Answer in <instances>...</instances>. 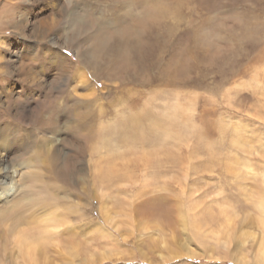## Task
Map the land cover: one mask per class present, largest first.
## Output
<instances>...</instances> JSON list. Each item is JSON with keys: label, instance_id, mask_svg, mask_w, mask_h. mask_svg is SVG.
<instances>
[{"label": "rangeland", "instance_id": "1", "mask_svg": "<svg viewBox=\"0 0 264 264\" xmlns=\"http://www.w3.org/2000/svg\"><path fill=\"white\" fill-rule=\"evenodd\" d=\"M91 2L0 0V182L11 188L0 264H261L264 0H147L139 23L130 8L106 15L141 28L137 66L108 51L133 38L116 26L104 41L88 23L90 38L69 37L68 11L96 24ZM82 53L106 56L111 76L84 68ZM61 55L75 69L60 71ZM24 229L35 258L14 244ZM241 231L255 237L236 262Z\"/></svg>", "mask_w": 264, "mask_h": 264}, {"label": "bare ground", "instance_id": "2", "mask_svg": "<svg viewBox=\"0 0 264 264\" xmlns=\"http://www.w3.org/2000/svg\"><path fill=\"white\" fill-rule=\"evenodd\" d=\"M84 1H87V0H84ZM90 1H92L91 3H89V4H87L86 6H85V9H86V11H93V8H94V10H95V12H99L100 13V15L99 16H96V17H94V19L95 20H97L96 21V24H95V22L93 21V20H90V19H88L87 18V16H86V14H84V12L85 11H83V10H78V11H80V13L77 11V10H73V11H68L67 12V15L69 16V18H70V25H71V28H72V26H73V28L70 30V31H68L67 33L70 35L69 37L70 38H72L73 40H76V39H88V38H90V36H93V37H97V38H100L101 39V41L103 40H105V37H107L106 36V34L105 33H107L106 31H107V28H111V27H113V26H116L117 27V29L116 30H114V28H116V27H113V30H114V33H117L118 35H126V38H127V35H132L133 36V38L132 39H130V40H128V38L127 39H123L122 37H119V39L117 38V40H115V41H113L112 42V44L111 45H109V48H108V51L109 50H112V52L114 53V54H119V56H122L123 57V60H124V62H127V60L128 59H130L134 64H135V66H137L138 65V59H139V45H138V43H140V42H138V39L140 38V36H141V32H142V30H141V28L139 27V25L138 26H136L133 22H130V24H128V25H126V26H120V28H118V24H120V23H116V24H108V22H107V20H104V17L106 16V15H108V14H112V13H116V12H118V11H124L125 10V12H126V9L127 8H130L132 11H128V13H129V15H130V17L132 18V21H136L137 23H139L140 22V20H142L141 18H140V16L138 15L139 13H137V10H138V8L141 6V4H143L144 3V1H147V0H90ZM149 2L151 1H157V0H148ZM83 2V1H82ZM84 3V2H83ZM130 9H128V10H130ZM82 12V13H81ZM124 13V12H123ZM128 15V14H127ZM117 18H119L117 21H121V20H123L122 18H121V15H120V13L119 14H116V17H115V20L117 19ZM86 21H88V22H86ZM130 21V20H129ZM74 23V24H73ZM86 23H88V26L87 27H94V25H96V29L95 30H93V35H91L90 33V36H83V35H86V34H88V32L86 31ZM73 24V25H72ZM80 25H82V26H80ZM141 26V25H140ZM90 30H91V28H90ZM89 30V31H90ZM148 30V29H147ZM151 30V29H150ZM85 31L87 32V33H85ZM146 33V32H145ZM151 35V34H150ZM152 36V35H151ZM83 40V41H84ZM140 41V40H139ZM107 42V41H106ZM76 49V48H75ZM89 49V48H88ZM99 52V51H98ZM56 53V52H55ZM131 53H132V55H131ZM83 53L81 54V56H80V58L77 60L78 62H80L82 65H83V67L84 68H91V70H92V72L96 75V73L98 74H102V76H108V75H110L111 76V74H110V71L109 70H107V68H108V66L110 65V61H107V58H106V56L104 57H102V59H104V60H100V59H97V58H95V57H93V55H91L90 53H87L86 55H84V57H83ZM107 55V54H106ZM58 56V55H57ZM99 56V55H98ZM56 57V56H55ZM60 57V59L57 61V63H58V69L60 70V71H66V72H70V71H72V69L74 68V63L76 62V61H74V63L73 62H71V61H68L67 59H66V55H61V56H59ZM71 60V59H70ZM113 64V63H112ZM81 67V66H80ZM82 68V67H81ZM83 68V69H84ZM75 69V68H74ZM115 70H116V68H115ZM115 70H113V71H115ZM78 71V70H77ZM117 72H119V71H117ZM116 72V73H117ZM62 73V72H61ZM83 74V73H82ZM81 74V75H82ZM121 74V73H120ZM76 75V74H75ZM117 76V75H116ZM98 77V76H97ZM112 78H113V76H112ZM122 79H124L123 77H122ZM79 81V80H78ZM89 93V92H88ZM90 94V93H89ZM85 95V94H84ZM89 96V95H88ZM83 104V103H82ZM87 104V103H86ZM90 113H89V111H84V114H82V117H83V122L82 123H80V126H83L84 124H86V119H87V117H89L88 115H89ZM54 118V117H53ZM55 119V118H54ZM40 120V119H39ZM49 120V119H48ZM47 120V121H48ZM52 121V120H51ZM48 123H50V125H51V122H49L48 121ZM54 123V122H53ZM49 125V126H50ZM47 126V125H46ZM23 133V132H22ZM3 145V144H2ZM8 145H10V144H8ZM7 146V145H6ZM10 148V147H9ZM8 149V148H7ZM6 154V153H5ZM6 163V164H5ZM0 164H4L3 166H2V168L1 169H4L3 171L5 172L7 169H8V171H9V166H8V164H7V159H1V162H0ZM56 165V164H55ZM59 169V168H58ZM59 172H56V173H59V175L58 176H62L63 177V175L62 174H64V173H67V174H70V173H68L69 172V170L67 171V170H65V169H60V170H58ZM57 175V174H56ZM34 176V175H33ZM34 178V177H33ZM38 181V180H37ZM0 187H2L1 188V192H0V195L2 194V193H9L10 191H11V188H10V186L9 185H7V184H5V182L4 181H1L0 182ZM46 188V187H45ZM55 189H56V187H54ZM53 189V188H52ZM26 192V191H25ZM13 194H14V191L12 192ZM31 193V192H30ZM41 193V192H40ZM27 194H29L28 192H27ZM33 194V193H32ZM50 195V194H49ZM53 195V194H52ZM54 195H55V192H54ZM52 196V198L54 199V198H56L55 196ZM9 196V195H8ZM13 196V195H12ZM46 197V196H45ZM45 197H40V195L39 196H24V199L23 200H25L26 201V203L25 204H28V203H32V202H38V200H44V199H47V198H45ZM49 197V196H48ZM262 198V199H261ZM261 200H262V202H263V204H264V191H262V193H261ZM105 203V202H104ZM24 204V205H25ZM48 204H50V203H48ZM32 205V204H31ZM30 204H28V206H31ZM105 205L106 204H104L103 206H102V208H101V210L103 211L102 213L104 214L103 216L105 217V218H107V221L108 222H111L112 220H111V218H110V216L108 215V211L107 210H105ZM264 206V205H263ZM18 207V206H17ZM38 207V206H37ZM36 207V208H37ZM75 207V206H74ZM76 207H77V205H76ZM11 208V207H10ZM39 208V207H38ZM18 209V208H17ZM20 210V209H19ZM23 210H24V208H23ZM25 211V210H24ZM77 211H78V209H77ZM264 211V210H263ZM9 212V211H8ZM79 212V211H78ZM22 213V212H21ZM106 213V214H105ZM152 213V212H151ZM18 214V213H17ZM24 214V213H23ZM22 214V215H23ZM13 215V214H12ZM11 215V216H12ZM29 215V214H28ZM82 215H83V212H82ZM31 217V216H30ZM34 218V217H33ZM18 220H19V218H18ZM8 221V220H7ZM10 221V220H9ZM19 221H21V220H19ZM33 221V220H32ZM25 222H26V220H25ZM24 222V223H25ZM66 222V221H65ZM22 223V222H21ZM18 224V223H17ZM33 224V223H32ZM16 225V224H15ZM14 225V226H15ZM11 226V225H10ZM188 226V225H187ZM227 226V225H226ZM17 227V226H16ZM57 228V227H56ZM55 228V229H56ZM26 230L27 229H24V230H22V231H17V233L19 234V235H16L17 237H15L14 238V244L16 243V245L19 247V249L20 250H22V248H25V254L26 255H28V256H30V257H32V258H35V254H36V249H35V246L34 247H31L30 246V244H29V246L28 245H26L25 243H29V242H32V243H35V240L33 239V240H30L29 242L28 241H26L25 240V236L24 235H26L25 233H26ZM29 230V229H28ZM15 231V230H14ZM46 231V232H45ZM40 232H42V233H47V228H46V230H45V228H43V229H41V231ZM15 233H16V231H15ZM14 233V234H15ZM31 233V232H30ZM22 236H24V237H22ZM39 236V235H38ZM14 237V236H13ZM30 237V236H29ZM255 237V235L253 234V233H251V232H247V231H241V232H239V235H237V237H236V242L235 243H233V245L230 247V249H229V254H230V256L232 257V259L234 260V261H236V262H241V260H243L244 261V258H245V255H244V252L242 251V249H243V246H244V244H245V242L247 241V240H249L250 238H254ZM40 238V237H39ZM45 239V238H44ZM36 243H39V242H36ZM163 249V248H162ZM164 249L167 251V252H169L170 251V253H169V255H168V257L170 258V259H172V258H176V257H178V256H181L180 254H173V251H175V249L173 250V248L170 246V245H165L164 246ZM30 251H32V256H31V252ZM41 252H43V251H41ZM258 253H259V259H261V264H264V239L261 241V243L259 244V249H258ZM25 255V256H26ZM40 255V254H39ZM102 255V253L98 256V258H99V260H104L105 259V257H104V255L103 256H101ZM173 255V256H172ZM209 255H211V253L209 254ZM29 258V257H28ZM168 258V259H169ZM167 260V258H165V257H163V260ZM34 261V259H32V262ZM25 263V262H24ZM38 263V262H37ZM40 264H44V262L42 263V262H40Z\"/></svg>", "mask_w": 264, "mask_h": 264}]
</instances>
